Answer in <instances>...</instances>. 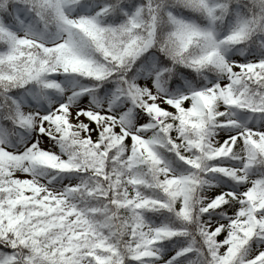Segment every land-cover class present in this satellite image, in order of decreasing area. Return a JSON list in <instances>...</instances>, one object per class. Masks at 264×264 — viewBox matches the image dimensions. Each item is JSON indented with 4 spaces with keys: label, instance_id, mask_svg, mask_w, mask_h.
Returning a JSON list of instances; mask_svg holds the SVG:
<instances>
[{
    "label": "snow or ice",
    "instance_id": "6c2138e0",
    "mask_svg": "<svg viewBox=\"0 0 264 264\" xmlns=\"http://www.w3.org/2000/svg\"><path fill=\"white\" fill-rule=\"evenodd\" d=\"M0 264H264V0H0Z\"/></svg>",
    "mask_w": 264,
    "mask_h": 264
}]
</instances>
